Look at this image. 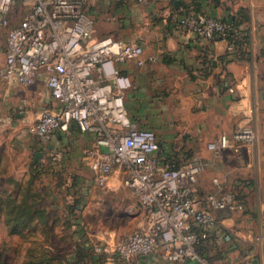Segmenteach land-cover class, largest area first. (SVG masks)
I'll return each mask as SVG.
<instances>
[{
    "label": "built area",
    "instance_id": "2783aa9c",
    "mask_svg": "<svg viewBox=\"0 0 264 264\" xmlns=\"http://www.w3.org/2000/svg\"><path fill=\"white\" fill-rule=\"evenodd\" d=\"M144 4L148 0H130ZM87 0H0V28L5 30L0 81L5 85H33L43 77L55 109L43 110L29 132L49 148L54 136L75 125L92 132L94 141L86 157L95 184L103 187L115 171L136 196L144 212L132 232L94 246L107 264L144 263L149 257L165 264H208L197 248L209 236L228 240L216 230L214 213L245 211L234 191L224 190L214 178V191L202 193L200 178L208 163L194 155L174 166L162 162L153 130L139 127L127 111L125 93L132 87L122 64L143 67L161 55L146 54L132 39H94V21ZM175 32L196 40L241 38L228 19L193 10L173 15ZM227 49L232 47L227 45ZM249 122L231 133H219L207 143L214 158L233 146L255 143Z\"/></svg>",
    "mask_w": 264,
    "mask_h": 264
},
{
    "label": "crops",
    "instance_id": "0c3cea01",
    "mask_svg": "<svg viewBox=\"0 0 264 264\" xmlns=\"http://www.w3.org/2000/svg\"><path fill=\"white\" fill-rule=\"evenodd\" d=\"M131 2L128 7L117 8L128 10L127 16H137L142 34L132 40L141 43L146 54L158 52L161 58L143 67L129 63L120 65L123 73L132 80L127 105L133 108L134 103L135 109H131L130 118L162 127L160 139L163 142L159 145L162 162L171 159L182 146H191L194 153L209 164L207 169L217 175L214 178L224 190L238 185V178L246 179L247 183L241 189L245 203L250 204L247 195L255 192L258 214L264 215V0ZM187 7L222 18H234L247 36L245 53L231 54L223 61L228 50L226 40L198 41L191 34L175 32L171 24L173 15ZM206 60H211V68L204 66ZM221 80L227 81L229 87H220ZM34 84L38 88V105L31 110L32 117L28 116V120L37 119L42 109H55V100L43 77L39 76ZM243 122H249L255 128V143L233 146L221 158H214L207 143L219 133H231ZM93 141L92 132H80L72 125L68 133H57L48 149L62 154L64 160L71 158L79 172L82 166L88 165L86 152ZM178 156L182 157L181 153ZM116 173L121 174L119 171L113 174ZM211 180L205 187L200 186L202 193L214 191ZM231 215L225 211L214 213L217 231L225 232ZM142 221L143 217L140 224ZM131 264L165 263L152 256L144 263Z\"/></svg>",
    "mask_w": 264,
    "mask_h": 264
},
{
    "label": "rangeland",
    "instance_id": "374dc122",
    "mask_svg": "<svg viewBox=\"0 0 264 264\" xmlns=\"http://www.w3.org/2000/svg\"><path fill=\"white\" fill-rule=\"evenodd\" d=\"M115 5L111 0H87L94 39H135L142 34L137 16H127L128 10ZM4 35L0 28V66ZM37 89L35 84L21 87L0 81V264H22L27 254L41 250L50 252L53 264H63L62 259L73 255L78 246H108L111 240L135 230L143 217L136 196L123 185L122 174H112L98 187L88 165L78 172L71 158L64 160L62 154L39 145L29 132L36 119H27L38 105ZM129 93H125L126 105ZM134 105H127L128 114ZM136 123L153 130L162 146L161 126ZM37 153H41L38 158ZM37 161L44 166L31 173L30 166ZM210 172L207 169L202 174V188L217 176ZM247 197L250 204L245 211L232 213L226 224L229 239L202 247L201 254L210 264H264V215L258 214L256 193Z\"/></svg>",
    "mask_w": 264,
    "mask_h": 264
},
{
    "label": "trees",
    "instance_id": "16d2710c",
    "mask_svg": "<svg viewBox=\"0 0 264 264\" xmlns=\"http://www.w3.org/2000/svg\"><path fill=\"white\" fill-rule=\"evenodd\" d=\"M130 5V1L128 0H117L116 2V6L118 7H128ZM195 11L198 13H206V12H202L199 11L195 8H185V10L183 11H179L177 13H185V12H189V11ZM228 19L234 26H236L237 28H239V24L237 21H235L234 18L230 17L226 18ZM242 32V31H241ZM243 34V32H242ZM227 43L229 46L232 47V50H227V53L224 55V58L222 59L223 61H226V59L228 58L229 55L234 54V55H239V54H244L246 51V44H247V36H245L244 34L242 35L241 38H227ZM204 66L208 69L211 68L212 66V62L211 60H206L204 62ZM220 87L223 88H228L229 84H227V81H220L219 83ZM71 128V127H70ZM39 143V142H38ZM40 145V143H39ZM41 146V145H40ZM42 148H46L47 150H49L47 147L41 146ZM51 150H49L50 152ZM179 153H181V156L179 158ZM194 155V151L192 150V147H187V146H182L179 150H176V154L171 156V159H169L170 163H172L174 166H178V164H180L181 162L190 159L192 156ZM44 166V162L43 161H37L34 164H32L30 166V170L31 173H35V172H39L41 171L40 169ZM247 180H241L240 183H238V185H235V192L237 194V199L240 202L245 203L244 200V196H243V192H242V186L244 184H246ZM0 208H3V205L0 203ZM22 208V207H21ZM20 208V209H21ZM28 213L27 212H20L19 215L22 217L23 214ZM21 217H18V220H21ZM19 222V221H17ZM211 243L214 245H217L219 242V238L215 237V236H209L208 238H206L205 240H203L200 245L197 248V251L199 253L200 256H202L201 254V249H203L202 247L205 246L206 243ZM50 252H47L45 250H41L39 251L37 254H27L26 256V260H24L22 262V264H53L52 259L50 258ZM204 257V256H202ZM205 258V257H204ZM206 259V258H205ZM207 260V259H206ZM63 264H106L105 263V257L103 256L102 253H98L94 250V247L92 246H78L75 253L73 255H70L68 257H66L65 259H62ZM208 262V260H207ZM208 264H210L208 262Z\"/></svg>",
    "mask_w": 264,
    "mask_h": 264
},
{
    "label": "water",
    "instance_id": "95a60500",
    "mask_svg": "<svg viewBox=\"0 0 264 264\" xmlns=\"http://www.w3.org/2000/svg\"><path fill=\"white\" fill-rule=\"evenodd\" d=\"M176 4H178V1L175 2ZM37 158L41 156V153H37L36 154Z\"/></svg>",
    "mask_w": 264,
    "mask_h": 264
}]
</instances>
